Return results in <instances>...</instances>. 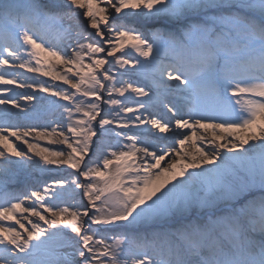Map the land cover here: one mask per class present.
<instances>
[{
  "label": "snow or ice",
  "instance_id": "obj_1",
  "mask_svg": "<svg viewBox=\"0 0 264 264\" xmlns=\"http://www.w3.org/2000/svg\"><path fill=\"white\" fill-rule=\"evenodd\" d=\"M0 264H264V0H0Z\"/></svg>",
  "mask_w": 264,
  "mask_h": 264
},
{
  "label": "bare ground",
  "instance_id": "obj_2",
  "mask_svg": "<svg viewBox=\"0 0 264 264\" xmlns=\"http://www.w3.org/2000/svg\"><path fill=\"white\" fill-rule=\"evenodd\" d=\"M28 75H31V74H28ZM43 79H47V78H43ZM66 87V86H65ZM49 121L55 119L57 121H59L61 118L60 114L57 113V115H55L54 117H48L47 118ZM168 141H160L159 143H167ZM43 143V142H42ZM52 147H63V146H60V145H53Z\"/></svg>",
  "mask_w": 264,
  "mask_h": 264
},
{
  "label": "rangeland",
  "instance_id": "obj_3",
  "mask_svg": "<svg viewBox=\"0 0 264 264\" xmlns=\"http://www.w3.org/2000/svg\"><path fill=\"white\" fill-rule=\"evenodd\" d=\"M56 115H57V113H56Z\"/></svg>",
  "mask_w": 264,
  "mask_h": 264
}]
</instances>
